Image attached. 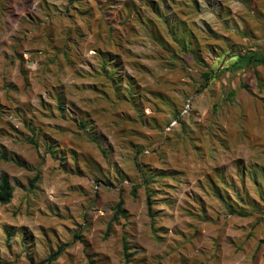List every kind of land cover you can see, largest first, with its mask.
I'll use <instances>...</instances> for the list:
<instances>
[{
	"label": "rangeland",
	"instance_id": "obj_1",
	"mask_svg": "<svg viewBox=\"0 0 264 264\" xmlns=\"http://www.w3.org/2000/svg\"><path fill=\"white\" fill-rule=\"evenodd\" d=\"M2 174L1 264H264V0H0Z\"/></svg>",
	"mask_w": 264,
	"mask_h": 264
},
{
	"label": "trees",
	"instance_id": "obj_2",
	"mask_svg": "<svg viewBox=\"0 0 264 264\" xmlns=\"http://www.w3.org/2000/svg\"><path fill=\"white\" fill-rule=\"evenodd\" d=\"M72 1L73 0H69V2H72ZM205 76H206V78L208 77L207 74H205ZM232 94H233V91L232 90L229 91L228 95L231 96ZM176 121H177V119H176ZM28 142L30 144H32L33 146H36V142H35L34 139L29 138ZM2 158L4 160H7V158L5 156H2ZM35 180H36V177H34L30 181V184L33 181H35ZM137 188H138V186L132 187V194H135V191H136ZM13 191H14V189L9 183L8 176L6 174H2L0 176V204H8L10 202L11 198H12ZM122 205H123L122 199H119L117 201V203L115 204V206H114L113 215H112L110 221L108 222V224L106 226L105 232L103 234V238L104 239H106L109 236V234L111 232L112 223L113 222H117L120 217L125 218L126 213L122 209ZM146 205H147L148 213H149V215H151V212H149V210L151 208V204H150V201H149V194H147ZM122 248L124 250L123 253H124L125 263L128 264V258L131 255V253H129L127 251L128 250V246H127V243H126L125 239H123ZM62 250H63L62 248H58L56 251L51 253L49 255V257L46 259L47 260V264H53L52 262L55 261L58 258L59 254L61 253ZM0 264H1V262H0ZM87 264H97V262L93 258H89Z\"/></svg>",
	"mask_w": 264,
	"mask_h": 264
}]
</instances>
